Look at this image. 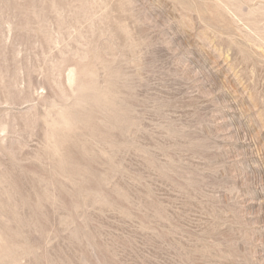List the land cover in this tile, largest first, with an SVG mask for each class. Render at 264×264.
I'll list each match as a JSON object with an SVG mask.
<instances>
[{
	"label": "rangeland",
	"instance_id": "rangeland-1",
	"mask_svg": "<svg viewBox=\"0 0 264 264\" xmlns=\"http://www.w3.org/2000/svg\"><path fill=\"white\" fill-rule=\"evenodd\" d=\"M0 264H264V0H0Z\"/></svg>",
	"mask_w": 264,
	"mask_h": 264
}]
</instances>
